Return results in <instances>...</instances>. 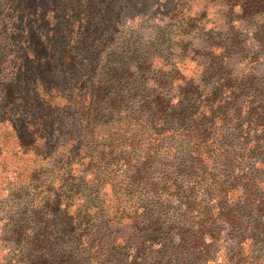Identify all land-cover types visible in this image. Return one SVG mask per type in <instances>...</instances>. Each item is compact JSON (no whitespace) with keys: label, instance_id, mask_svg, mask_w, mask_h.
<instances>
[{"label":"rangeland","instance_id":"rangeland-1","mask_svg":"<svg viewBox=\"0 0 264 264\" xmlns=\"http://www.w3.org/2000/svg\"><path fill=\"white\" fill-rule=\"evenodd\" d=\"M33 1L0 0V51H4L0 58V261L5 258L7 263L14 264L18 248L31 246L27 245L32 240L27 238V233L17 240L15 227L25 226L27 231L51 219L56 222L74 214L83 215L80 210L112 212L120 208L130 222L125 225L122 221L112 222L108 233L132 231L134 235L129 241L113 243L101 241L100 237H82L84 225L71 235L64 234V223H59V227L51 224L45 231L50 249L42 254L43 258L50 264L58 263L64 255L75 258L76 264H239L237 252L241 249L243 260H247L252 250L259 258L254 264H264V234L260 235L264 226V184L259 190H245L257 160L255 154L242 150L244 144L254 140L250 129L255 128L253 118L243 113L233 117L227 112L223 123L216 118L207 122L205 126L213 124L218 129L214 135L218 148L217 152L209 148L210 159L203 176L175 179L169 163L160 161L151 163L148 172L134 180L130 178L132 172L124 166V158L130 151H124L127 148L124 140L130 138L126 132L134 134L135 146H144L147 138L141 139L139 130L145 127L150 132L157 126L154 105L141 92L143 88L155 89L153 82L158 77L174 79L173 89L163 92L167 97L176 94L181 79L199 78L207 87L226 82L225 92L232 90L244 108L255 93H264V0H115L110 11L111 0L84 3L44 0L42 12L33 10ZM83 5L85 8H81ZM49 10L53 19L46 26L44 21L49 19L42 15ZM31 34L36 37L54 34L56 43L64 36L75 34L74 42L79 43L73 46L75 60L91 55L90 50L85 52L87 45L98 44L91 55V72L97 68L100 71L99 57L111 53L115 58L109 62L110 66L125 72L122 78L108 80L112 89L106 90L102 98L106 102L100 110L104 115L102 121L121 128L123 141L120 152L103 164L80 162L74 150L66 155L70 156L68 159L61 158V147L68 144L64 133L74 120L76 109L74 98L70 97L71 87L60 82L56 85V80L49 84L56 85L53 97L57 98L44 111L51 109V113L62 114L65 120L62 126H56L52 125L53 117L46 116L44 121L52 129L44 133L42 140L36 134L39 152L27 154V126L41 109L35 100L39 89L27 81V68L21 70L15 66L22 53L15 45L7 49V41L28 48L39 47V40ZM96 34L102 36L98 39ZM213 58L219 72L205 75L208 79L204 80L202 66L210 65ZM141 65L143 71L138 69ZM91 76V84L96 86L99 74L91 73ZM143 82L146 84L141 87ZM119 98L120 102L114 106V100ZM11 128L16 131L12 133ZM19 141L25 145L23 149L17 145ZM58 149L61 156L52 157ZM227 151L231 157L219 156ZM140 160L137 153L133 164ZM93 173L99 175L96 180ZM263 176L259 175L257 180L263 182ZM200 179L204 182L198 184ZM213 182L224 190L235 189L233 197L229 193L226 201L241 208L242 224L223 223L218 208L213 211L216 221L208 229L209 234L196 244L184 243L172 237V233L162 237L147 229L149 220L160 217L164 228L188 227L194 234L197 230L194 224L201 220L203 209L221 199L219 190L214 186L209 189ZM155 183L157 186L153 187ZM174 184L180 188L175 189ZM56 202L67 216L51 215ZM256 208L260 211L256 212ZM35 214L38 216L34 217ZM132 218L137 219L131 221ZM29 260L35 262V255L31 254Z\"/></svg>","mask_w":264,"mask_h":264},{"label":"trees","instance_id":"trees-1","mask_svg":"<svg viewBox=\"0 0 264 264\" xmlns=\"http://www.w3.org/2000/svg\"><path fill=\"white\" fill-rule=\"evenodd\" d=\"M43 1L44 0H34L31 3L33 10L42 12L45 7ZM81 1L82 3L86 2V0ZM114 4L115 0L109 2V11L112 10ZM85 6L86 5H83L81 8H85ZM51 12L52 11L49 10L42 15L44 19H49L44 21L46 26L51 25L50 19H53L49 15ZM106 15L109 16L110 12ZM31 36L39 40V47L34 46L28 48L23 44H19V42L7 41V49L15 45L16 49H19L22 53V57L17 60L15 66L21 70H26L27 68V81L33 85L36 84L39 89H37L35 100L36 104H39L41 109L39 108L40 111L34 113L35 115H33L32 122L27 126V134L29 137V139H27V154L29 152H33V154L39 152L36 134H38V137L42 140L44 139V133L51 131L52 127L50 123L44 121L46 116L53 117L52 120H54L55 123H52V125L56 126H62V122L65 120V116L63 117L62 114H53L50 112L51 109L44 111V107L49 108L51 106L50 104L53 103V99L57 98L53 97V93H55L56 90L55 86L60 82L63 86L68 84L69 87H71L70 97L74 98V107L76 109L74 111V114H76L74 120H71L72 122L69 129L64 133L66 136L65 142H68V144L62 145L61 158L68 159L70 156L66 155L74 150L75 156L78 157L80 162L84 161L85 164H103L105 160L112 158L120 152L119 148L123 147V141H121V128L111 127L105 121H102L104 115L100 114V110L102 111V104L106 103H104L102 98L106 90L112 89V86H108L107 84L108 80L111 78H122L125 72L123 70L118 72L117 69L110 66L109 62L115 58L112 53L109 56L102 54L101 57H99V64H101L100 71H98L99 68H97L96 71L91 72V55L96 51L95 49L98 44L90 47L87 45L88 48L85 52L90 50L91 55H86L82 59H78V61L75 60L76 58L73 52V46L76 44L74 42L75 34L64 36L58 43H56L57 40L54 39V34H37V37L31 34ZM98 36L101 37L102 35L96 34L97 38ZM76 46H79V43L76 44ZM3 53L4 51H0V58ZM214 58L211 59L210 65L213 64ZM146 63L147 62H144V64ZM210 65L206 67L202 66L201 78H204V80L208 79L205 75L209 74L210 76L219 72V69L216 68L214 64L213 66ZM138 69L141 71L144 70L142 65ZM170 72L173 73L174 70ZM91 73H93V75L99 74L96 86L91 84V79H93ZM55 80L56 85L49 84ZM173 80V78L165 79L160 76L153 82L155 89L147 91L143 88L141 92L144 99H146V97L150 98V103L154 105L153 117L156 118L155 121L157 126L150 132L147 131L145 127L139 130L141 139L147 138V143L144 144V146H135L137 142L135 141L136 138L134 134L131 136L129 130L126 132V134L130 135V138L127 141L124 140V143L127 142L125 146L127 148H125L124 151H130L124 158V166L128 171L132 172L130 178L134 180L141 179L148 172L151 163L160 161L169 163V169L173 170L172 174H174L175 179L179 177L187 178L185 176H192V178L200 175L203 176L207 169V160L210 159V156H207L209 148H213L216 152L218 148L217 139L214 137L218 129L213 127V124L210 126L205 125L208 121L215 118L219 120L220 123H223L229 113L233 117H240L241 113H243L254 119L255 128H250L254 140L249 144H244L242 150L243 153L255 154L257 157V160L254 161V165L256 166L253 168L254 172L252 178L248 181L250 184L246 183L245 190L261 189L260 185H263L264 181L262 182L261 179L257 180V178H259V175L263 176L264 174L260 173V171L264 169V93H255L253 95V100L249 102V106L244 108L243 105H241L239 96L234 95L232 90L227 89L225 92L224 84H226V82H224V84L215 82L207 87V85L202 83L203 80L199 78L198 80L181 79L179 84L176 85V94L167 97V94L165 95L163 92L165 89H173ZM144 84H146V82H143L140 86L143 87ZM114 101L115 106L116 102H120V98ZM107 103L111 104V101ZM15 131V128H11L12 133ZM17 145L21 149L25 146L21 141H19ZM137 153L141 158V162L139 161L138 164L134 165L133 157L136 156ZM51 155L52 157H60V150L54 151ZM219 156L231 157V152L227 151ZM91 175L94 177L93 180L99 177L96 173ZM201 182H204V180L200 179L198 184H201ZM156 186L157 183L153 184V187ZM208 186L209 189L211 186H214L216 190H219L220 194L218 198L221 199L212 207L203 209L204 212L200 214L202 217L201 220L194 224L197 227L194 234L188 227L164 228L160 217L149 220L147 229L150 230L152 234H157L162 237L172 233V237L176 239L179 238L184 243L188 241L196 244L202 239L203 235L209 234V232H207L209 231L208 229L211 228L216 221V219L212 217L215 215L213 211L218 208H220L218 216H220L223 223L229 225L242 224L241 208L239 209L238 204L234 202L226 201V197H228L229 193L232 192L230 195L233 197V190L235 189L224 190L219 183L214 182ZM174 187H176L175 189L180 188V186H175V184ZM186 190H190V188H186ZM221 194H223L222 197L220 196ZM43 204L47 205L46 203ZM54 206V209H51V215H54L53 217H57V214L67 216L65 210L64 213H61L59 210V202H56ZM255 210L256 212L260 211L259 208ZM248 211H250V209ZM80 213L84 214H74V216H67L59 221L56 220V222L51 219V221H46L38 227L34 228L31 226L27 228V231L25 226L15 227L17 240H21L26 233L27 238H32V240L27 241V245H31L30 248L27 249L26 246H24L26 248H18L17 259L15 262L13 261L14 264H50V261L43 258L42 255L50 249V244L47 241L48 235L45 231L52 225L59 227V223H64L66 227L62 228L60 225L59 228L63 229L64 234L71 235L73 230H80L84 225L82 237H100L101 241L112 240L113 243L116 240L129 241L131 236L134 235L132 231L108 233L109 229H111L109 226L112 222L122 221V223H120L123 225L130 222L126 217L125 211L120 208H116V210L112 212L97 209L94 212L80 210ZM37 216L38 214H35L34 217ZM74 218L76 219L75 221ZM136 219L137 218H132L131 221H136ZM67 220L68 222L65 223ZM31 223L35 225L34 221ZM263 225L264 224H262V226ZM134 227H136V225L131 227V229ZM33 229L35 230L32 234ZM262 230L263 232H261L260 235L264 234V226ZM31 234L33 236H31ZM212 246L213 245L210 244L209 248H212ZM253 252L252 250L250 251L245 261L240 257L242 254V250L240 249V251L237 252L238 263H256V259L258 260L259 258ZM31 254L35 255V262L29 260ZM75 262V258L64 255L60 257L59 262L56 264H76ZM0 264L9 263L6 262L5 258H2Z\"/></svg>","mask_w":264,"mask_h":264}]
</instances>
